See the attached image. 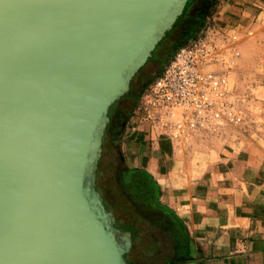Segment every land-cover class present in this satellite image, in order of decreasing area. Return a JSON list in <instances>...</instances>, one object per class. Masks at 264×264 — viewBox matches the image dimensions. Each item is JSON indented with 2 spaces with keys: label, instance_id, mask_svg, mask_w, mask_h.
I'll use <instances>...</instances> for the list:
<instances>
[{
  "label": "water",
  "instance_id": "water-1",
  "mask_svg": "<svg viewBox=\"0 0 264 264\" xmlns=\"http://www.w3.org/2000/svg\"><path fill=\"white\" fill-rule=\"evenodd\" d=\"M187 2L0 0V264H129L103 137Z\"/></svg>",
  "mask_w": 264,
  "mask_h": 264
},
{
  "label": "crops",
  "instance_id": "crops-1",
  "mask_svg": "<svg viewBox=\"0 0 264 264\" xmlns=\"http://www.w3.org/2000/svg\"><path fill=\"white\" fill-rule=\"evenodd\" d=\"M258 0H226L213 20L242 19ZM118 105L108 145L118 138ZM199 133L179 143L152 140L145 125L122 139L127 163L153 176L157 200L180 221L186 246L174 264H264V146L234 131Z\"/></svg>",
  "mask_w": 264,
  "mask_h": 264
},
{
  "label": "rangeland",
  "instance_id": "rangeland-1",
  "mask_svg": "<svg viewBox=\"0 0 264 264\" xmlns=\"http://www.w3.org/2000/svg\"><path fill=\"white\" fill-rule=\"evenodd\" d=\"M225 1L194 0L188 13L179 19L173 29L171 54L179 42L186 40L188 43L194 40L208 26L228 29L238 25L240 40L236 45L239 55L233 75L245 109V117L240 126L230 127L226 132L234 131L244 139L264 146V0H258L261 5L247 3L253 7L245 8L242 19L233 16L229 18L230 22L219 25L213 17L219 16L220 5ZM199 19H202L201 25L195 30ZM163 60L162 57L159 62ZM158 69V63L151 61L141 72L137 80V96L153 81ZM130 116L131 112L128 116L119 117L116 126L118 138L114 145H107L108 151L101 159L97 181L106 192L108 186L118 197L129 196L133 201L134 208H131L132 202H128V210L131 209L128 222H135V218L136 223L140 221L142 235L130 255V264H174L175 261L183 259L186 237L180 221L157 200L160 189L153 176L127 163L128 156L122 148L127 142L122 137L129 129Z\"/></svg>",
  "mask_w": 264,
  "mask_h": 264
},
{
  "label": "built area",
  "instance_id": "built-area-1",
  "mask_svg": "<svg viewBox=\"0 0 264 264\" xmlns=\"http://www.w3.org/2000/svg\"><path fill=\"white\" fill-rule=\"evenodd\" d=\"M238 25L208 26L178 46L163 70L138 95L129 127L145 125L152 140L182 143L195 134H220L245 117L234 77Z\"/></svg>",
  "mask_w": 264,
  "mask_h": 264
},
{
  "label": "trees",
  "instance_id": "trees-1",
  "mask_svg": "<svg viewBox=\"0 0 264 264\" xmlns=\"http://www.w3.org/2000/svg\"><path fill=\"white\" fill-rule=\"evenodd\" d=\"M193 1L194 0H188L186 7L184 9V12L177 19L176 23L179 21V19L182 18V16L184 14L186 15L188 13V11L190 10V8L192 6ZM201 21H202V19H199L198 22L195 24V27H194L195 30H197L198 26L201 25L200 24ZM176 23L174 24V27H175ZM174 27L167 32V35L160 41V43L158 44L156 49L153 51V55L149 58L147 63L142 68H140L139 71L132 78L129 92L127 94L123 95L120 100H117L110 107V111H109L110 123L107 126L106 131H105V135L103 137V148H104V150H103V154H102L101 159L104 157L105 153H107V151H108V147H107V145H108V134H109V128H110L111 123H112L113 109L116 106L121 105L120 106L122 109L121 116L122 115L128 116V114L130 112H132V110L136 104L137 98H138L136 93H137V91H139V88H138L139 82L137 80H138L141 72L150 64L151 61H155L159 65V69L157 70L155 75L156 76L159 75L161 73V71L163 70L164 66L167 64V62L170 60L171 56L173 55V54H171V50H172L171 43L173 42V41H171V37L173 36ZM174 42L176 43V41H174ZM186 42H187L186 40L179 42L178 46L183 45ZM162 57L164 58V60L160 63L159 61L162 59ZM101 159L99 161L98 171L100 169ZM98 175H99V173H98ZM106 188L108 189L107 192H106V190H103V188L99 185V182L97 181V189L104 198V203H105L107 210L113 212L115 217H116L115 226L117 228L123 230V231H130L131 232L132 239H133V247H132L130 252L125 254V259L130 264V255L134 249L135 244L137 243V240L142 235V230H140L141 222L139 221L138 223H136V218L134 219L135 222L133 220L128 222V218L130 217L128 215H130V213H131V209L128 210V207H129L128 202L130 203V201H131L132 202L131 208H134L133 201L130 199L129 196L127 198L121 196V198H120L117 196L118 194H115L114 192L111 191L110 187L106 186Z\"/></svg>",
  "mask_w": 264,
  "mask_h": 264
}]
</instances>
